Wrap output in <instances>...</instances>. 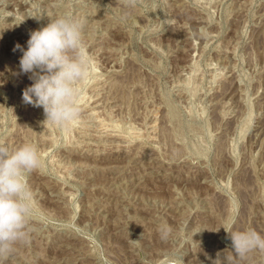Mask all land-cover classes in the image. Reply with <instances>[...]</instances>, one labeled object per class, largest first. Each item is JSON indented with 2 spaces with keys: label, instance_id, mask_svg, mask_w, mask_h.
I'll return each mask as SVG.
<instances>
[{
  "label": "rangeland",
  "instance_id": "374dc122",
  "mask_svg": "<svg viewBox=\"0 0 264 264\" xmlns=\"http://www.w3.org/2000/svg\"><path fill=\"white\" fill-rule=\"evenodd\" d=\"M65 14L93 65L60 128L13 48ZM0 142L42 165L30 243L0 264H264L226 232L264 236V0H0Z\"/></svg>",
  "mask_w": 264,
  "mask_h": 264
},
{
  "label": "clouds",
  "instance_id": "9594fccd",
  "mask_svg": "<svg viewBox=\"0 0 264 264\" xmlns=\"http://www.w3.org/2000/svg\"><path fill=\"white\" fill-rule=\"evenodd\" d=\"M84 27L85 22L73 15H59L29 31L26 48L19 43L13 48L22 53L19 73L32 81L22 99L43 109L44 123L68 128L80 119L81 86L89 81L93 65L83 43ZM41 166L35 144L11 148L0 142V262L10 256L17 242L30 243L37 210L28 177ZM226 232L235 255L243 258L254 251L264 252V236L256 230ZM167 235L163 231L162 238Z\"/></svg>",
  "mask_w": 264,
  "mask_h": 264
}]
</instances>
